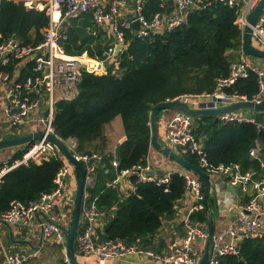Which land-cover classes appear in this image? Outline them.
<instances>
[{
	"label": "trees",
	"instance_id": "16d2710c",
	"mask_svg": "<svg viewBox=\"0 0 264 264\" xmlns=\"http://www.w3.org/2000/svg\"><path fill=\"white\" fill-rule=\"evenodd\" d=\"M157 12H161L158 1L148 0L144 14L151 19ZM236 19V8L211 0L209 5L189 14L185 24L169 34L139 40L128 33L125 50L114 58L119 62L118 70L112 73L111 67L107 74L99 76L84 73L77 84V97L56 104L52 120L56 136L63 141L73 139L77 154L101 156L94 163V183L87 190V203L108 213L102 229L105 240L120 241L126 246L139 240L143 249L158 251L153 237L165 220L175 217L185 197L184 179L173 174L164 187L138 184L131 177L129 181L136 189L125 196L120 194L118 183L111 184L121 170L145 162L151 147L149 120L154 106L181 94L213 92L217 80L228 77L231 65L239 60L238 52L243 44ZM47 25L44 12L0 0V44L14 37L23 45L34 46L42 41V31ZM93 26L91 16L86 14L69 21L64 28L67 54L80 55L86 51L99 60L106 58L101 43L96 41L98 36L84 30ZM27 75L24 72L22 78ZM257 91L254 74L238 79L225 90L229 95L248 99ZM117 117L125 141L114 150L118 162L115 169L111 164L113 155L107 151L104 129ZM194 123L193 133L201 140L209 164H236L243 173L263 174L260 163L249 156V151L257 147L264 155V129L256 124H213V118L208 116L194 118ZM20 157L21 154H16L10 163ZM183 158L198 167L196 155L184 153ZM62 164L60 158H51L18 166L7 173L0 184V214L9 208L11 201L28 204L51 192L53 178ZM209 206L214 215L211 197ZM112 207L116 210L111 211ZM188 219L206 226L203 210L192 213ZM79 233L78 228L76 237ZM218 264H264V238L243 240L239 256H224Z\"/></svg>",
	"mask_w": 264,
	"mask_h": 264
},
{
	"label": "built area",
	"instance_id": "2783aa9c",
	"mask_svg": "<svg viewBox=\"0 0 264 264\" xmlns=\"http://www.w3.org/2000/svg\"><path fill=\"white\" fill-rule=\"evenodd\" d=\"M22 4L25 9L44 12L48 17V25L42 31V41L34 46L23 45L14 37L0 44V86L3 97V112L5 119L13 126L19 127L36 118L45 134L56 136L52 120L59 101L73 100L77 97V84L84 73L105 75L108 69L114 73L119 68L118 55L115 48L119 45L125 50L126 35L132 34L136 39H147L151 36H163L174 29L183 26L187 16L199 8L210 4L211 0H173L171 11L166 0H157L161 12L155 13L151 19L144 14V5L148 0H8ZM131 1V18L124 19L123 12ZM231 8L237 9L236 24L244 36L249 26L248 20L260 0H218ZM88 14L94 26L99 29L106 27L113 37L114 44L107 49L106 58L99 60L89 56L87 52L80 55L66 53L64 43L67 34L63 24L79 15ZM138 29H133V24ZM252 28V41L264 49V9ZM239 60L230 67L228 77L217 80L216 88L210 93L181 94L165 102H179L194 110L219 109L239 102L264 103V68L252 64L242 47ZM27 72L26 77L22 74ZM250 74L256 76L257 93L248 99L238 94H227L238 79H247ZM167 112V111H165ZM244 111L231 112L218 116L221 125L226 124H256L264 129V123L256 122L243 114ZM165 118L164 112L160 118ZM194 118L174 112L166 124L167 146L180 153L196 155L198 168L210 178V184L220 178L226 185L233 187L245 197L232 207L227 226L213 237V245L209 264H218L220 258L228 255H238L240 244L247 239L264 238V177L254 171L243 173L236 164L213 166L208 163L203 144L193 133ZM63 141V140H62ZM69 151L86 169L83 193L80 233L76 244L80 253L96 255L98 264H106L109 259H121L130 255L147 256L160 264H199L202 256L195 246L198 241L207 238V227L189 221L188 216L203 210V185L200 179L189 172L175 173L168 171L161 175L154 174L153 168L145 158V162L121 170L117 179L136 178L138 184L154 183L164 186L170 182L171 176L177 174L185 182L184 196L191 197L188 216L183 221L185 233L176 237L170 244L165 256H158L143 249L139 240L136 244L126 246L120 241H110L103 238L102 229L108 213L97 209L94 204L87 203L88 188L94 183L95 161L99 154H77L76 142L73 139L63 141ZM21 157L12 163L0 164V184L2 178L18 166H27L30 162L39 163L51 158H61L55 146L45 138L22 147ZM111 152V151H110ZM112 166L116 169L118 162L114 151ZM249 156L263 166L261 154L257 147L249 151ZM60 169L53 178L54 189L43 193L38 200L28 204L11 201L9 208L0 214V226L32 227L41 229V242L46 247L60 248L63 252V264H70L65 253L67 229L62 224L57 205L63 208L73 206L76 190H71L69 182L72 178V167L62 161ZM117 179L111 184L116 185ZM136 188L133 186L132 191ZM166 190V189H165ZM184 197V198H185ZM116 208L112 207L111 211ZM110 214V213H109ZM34 257L33 253L23 254L9 251L5 248L0 234V264H28Z\"/></svg>",
	"mask_w": 264,
	"mask_h": 264
},
{
	"label": "crops",
	"instance_id": "0c3cea01",
	"mask_svg": "<svg viewBox=\"0 0 264 264\" xmlns=\"http://www.w3.org/2000/svg\"><path fill=\"white\" fill-rule=\"evenodd\" d=\"M167 5L168 2H171V7H173V0H166ZM88 15V14H86ZM79 16H83L79 15ZM89 16V15H88ZM122 17L124 19L131 18V1L129 2V6L123 12ZM73 19V18H72ZM70 19V20H72ZM66 21L63 25V29L69 24V21ZM66 24V25H65ZM94 25V24H93ZM82 28V26H81ZM84 28V27H83ZM93 29V31H92ZM65 30V29H64ZM84 30L92 32V35L96 37L98 36L96 41L101 43L102 48L104 49V54L107 52L106 48L109 49L114 44L113 37L106 27L99 29L96 26L89 29L88 27ZM86 52V51H85ZM249 61L257 65L261 68H264V60H256L249 59ZM110 67H112L110 65ZM114 70V68H112ZM3 97H2V89L0 86V139H11L16 138L21 135H25L32 132H37L42 130V126L39 122H37L36 118L31 119L26 124L15 127L11 125L4 116L3 112ZM174 112H164L165 118L161 117L159 120V142L167 145L166 141V124L169 118L173 115ZM243 114L247 117L253 118L254 120L258 119L260 122L264 123V114L257 113L253 111H244ZM161 116V114H160ZM104 135L108 140L107 151H114L121 143L125 141V135L122 127V123L119 117L115 118L111 123L105 126ZM23 148H9L0 151V164L10 163V161L14 158V156ZM147 161L150 162L154 174L161 175L159 172L165 173L168 171H172V169L176 166L171 160L165 158L162 154L157 152L152 147L149 148L148 155L146 157ZM261 160L263 163V174L260 175L264 177V155H261ZM129 179H117L116 184H119V192L121 195L125 196L132 191L133 185L129 181ZM221 180L220 178H216L214 183H211L210 188V196L213 200V208H214V217H215V228L216 233H220L227 226V222L229 220V216L231 215L232 207L245 197L241 196V193L237 190L236 196H232L229 192L223 191L217 181ZM223 181V180H222ZM224 182V181H223ZM225 183V182H224ZM69 186L71 190H76L77 183L75 179V174L72 171V178L69 182ZM191 205V197L187 196L183 200L180 201L177 213L175 217L171 220H165L163 222L162 227L157 231V233L153 237V244L157 247L156 251L148 250L153 252L154 254L162 257L165 256L168 252L169 246L171 242L178 236H182L185 233V227L183 225V221L186 216L184 214L185 210H188ZM60 209L57 208L60 216L62 215V224L65 228H68L72 218V208L61 207V205H57ZM105 224V222H104ZM80 229V228H79ZM0 234L3 238L4 245L6 244L8 247L7 250L20 252L23 254L33 253L34 257L29 261L28 264H63V252L60 248L54 247H46L41 242V229L36 225L32 227H20V226H11L9 228L0 226ZM5 237V238H4ZM5 239L7 242H5ZM195 246L199 249V253H203L205 241H198L195 243ZM76 256L77 260L80 264H97L96 255H80L76 244ZM58 260V261H57ZM57 261V263H55ZM106 264H160L159 261L152 259L147 256H136L130 255L127 257H123L121 259H109Z\"/></svg>",
	"mask_w": 264,
	"mask_h": 264
},
{
	"label": "water",
	"instance_id": "95a60500",
	"mask_svg": "<svg viewBox=\"0 0 264 264\" xmlns=\"http://www.w3.org/2000/svg\"><path fill=\"white\" fill-rule=\"evenodd\" d=\"M169 8L167 12L171 11V2H168ZM264 9V0H260L259 4L255 7L253 12L250 15L248 20L249 26L246 28L244 36H243V44L242 50L244 54L253 59H260L264 60V49L256 47L252 41V28L261 13ZM64 25V24H63ZM66 25V24H65ZM133 29H138V24H133ZM123 49L121 45L115 48V54L119 55V52ZM165 111L177 112L192 118H198L201 116H208L213 118V124L218 123V116L221 114H227L231 112H239V111H253L257 113L264 114V103L256 104L253 102H239L232 104L230 106H226L219 109H201V110H194L190 106L181 104L179 102H164L158 104L153 107L150 112V133H151V147L155 149L157 152L162 154L165 158L171 160L175 163V167L172 169L173 172H189L196 176L198 179L201 180L203 185V213L206 218V227H207V238L205 240L204 251L200 258L199 264H209V259L211 256V250L213 245V237L216 234V226H215V217L211 212L209 206V196H210V178L209 176L201 171L198 167L191 165L187 162L183 156L172 150L169 146L164 145L159 142V120L160 114ZM45 138L47 141L51 142L55 148L59 151L62 161L68 162V164L72 167L73 172L75 174V179L77 183L76 193H75V200L72 208V218L70 225L67 229L64 230L66 236V243H65V253L68 258L70 264H80L77 260V256L74 249L75 238L77 234V230L79 228L80 219H81V209H82V201H83V193H84V186H85V174L86 169L85 166L77 160V158L69 151L66 147L64 142L53 134H45L44 131H37L28 133L25 135L18 136L16 138L11 139H0V151L9 148H20L25 147L34 142L42 140ZM162 174V172H159ZM217 184L223 191L229 192L232 196H236V191L233 187L226 185L222 180H218ZM70 208V206H68ZM189 210H185V216H188ZM80 255L84 256L83 253ZM239 256V254H238Z\"/></svg>",
	"mask_w": 264,
	"mask_h": 264
},
{
	"label": "rangeland",
	"instance_id": "374dc122",
	"mask_svg": "<svg viewBox=\"0 0 264 264\" xmlns=\"http://www.w3.org/2000/svg\"><path fill=\"white\" fill-rule=\"evenodd\" d=\"M251 59H253V58H251ZM256 60H259V59H256ZM169 112H171V111H169ZM4 238H5V237H4ZM2 241H3V238H2ZM5 242H7L6 239H5ZM3 244H4V242H3ZM4 246H5V245H4ZM6 247H8L7 244H6ZM6 247H5V248H6ZM6 249H7V248H6ZM57 261H58V260H57ZM57 261H55V263H57ZM97 264H98V263H97Z\"/></svg>",
	"mask_w": 264,
	"mask_h": 264
}]
</instances>
